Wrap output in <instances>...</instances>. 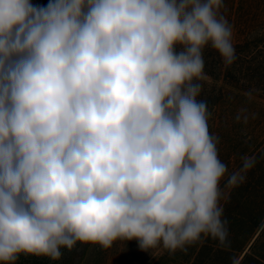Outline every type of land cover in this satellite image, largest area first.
Wrapping results in <instances>:
<instances>
[{
  "label": "clouds",
  "instance_id": "clouds-1",
  "mask_svg": "<svg viewBox=\"0 0 264 264\" xmlns=\"http://www.w3.org/2000/svg\"><path fill=\"white\" fill-rule=\"evenodd\" d=\"M223 8L0 0V264L77 244L226 246L219 201L255 160L241 156L221 189L228 169L197 97L203 49L224 68L235 59Z\"/></svg>",
  "mask_w": 264,
  "mask_h": 264
},
{
  "label": "trees",
  "instance_id": "trees-1",
  "mask_svg": "<svg viewBox=\"0 0 264 264\" xmlns=\"http://www.w3.org/2000/svg\"><path fill=\"white\" fill-rule=\"evenodd\" d=\"M228 21L242 35V40L233 43V63L224 68L215 51L207 46L202 51L205 76L200 81L202 91L197 99L207 103L208 130L213 115L228 97L234 100L232 106H245L242 111L246 112L255 101L264 100V0H232ZM249 153L255 160L254 166L247 172L245 181L228 192L220 204L222 219L227 222L226 246L204 238L175 252L164 251L153 259L128 248L132 261L137 264H233V261L264 264V183L261 182L264 180V140H255ZM227 166L232 172L230 161ZM15 264L55 263L44 257L21 255Z\"/></svg>",
  "mask_w": 264,
  "mask_h": 264
},
{
  "label": "rangeland",
  "instance_id": "rangeland-1",
  "mask_svg": "<svg viewBox=\"0 0 264 264\" xmlns=\"http://www.w3.org/2000/svg\"><path fill=\"white\" fill-rule=\"evenodd\" d=\"M232 0H222L225 19L228 21L229 7ZM33 4L43 5L47 0H30ZM228 10V11H227ZM232 28V27H231ZM242 40V35L232 29V44ZM233 98L228 97L224 104L217 109L209 123V134L218 138V158L227 166L230 161V170H235L240 165V157L249 156L255 140H264V100H257L249 111H242L245 106H235ZM234 103V102H233ZM240 113L241 119L237 121L235 116ZM246 117V120L244 119ZM228 159V160H227ZM228 169V166H227ZM221 179L220 187L228 174ZM264 183V180L261 179ZM262 183V184H263ZM228 194V193H227ZM227 196V195H226ZM222 193L219 203L226 198ZM128 248L142 254L143 257L153 259L161 255L164 250L153 249L140 250L133 241H115L108 249H101L93 245L77 244L70 251L61 249V257L54 261L55 264H137L132 261ZM52 262V261H51Z\"/></svg>",
  "mask_w": 264,
  "mask_h": 264
}]
</instances>
